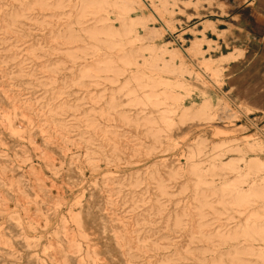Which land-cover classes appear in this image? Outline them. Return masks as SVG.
Returning a JSON list of instances; mask_svg holds the SVG:
<instances>
[{"label": "rangeland", "instance_id": "374dc122", "mask_svg": "<svg viewBox=\"0 0 264 264\" xmlns=\"http://www.w3.org/2000/svg\"><path fill=\"white\" fill-rule=\"evenodd\" d=\"M147 1L172 33L145 5L0 0V264H264V111L223 91L228 63L218 89L179 49L204 38L195 61L220 65L195 21L247 0ZM205 99L212 118L184 115Z\"/></svg>", "mask_w": 264, "mask_h": 264}, {"label": "crops", "instance_id": "0c3cea01", "mask_svg": "<svg viewBox=\"0 0 264 264\" xmlns=\"http://www.w3.org/2000/svg\"><path fill=\"white\" fill-rule=\"evenodd\" d=\"M213 7L206 9L211 18L195 21L193 28L201 32L205 22H213L214 27L205 32L206 36L220 48H229L227 54L235 56L225 67L223 91L236 104L264 111V0L231 5L228 13L218 10L219 4ZM224 32V38L219 37Z\"/></svg>", "mask_w": 264, "mask_h": 264}, {"label": "bare ground", "instance_id": "6f19581e", "mask_svg": "<svg viewBox=\"0 0 264 264\" xmlns=\"http://www.w3.org/2000/svg\"><path fill=\"white\" fill-rule=\"evenodd\" d=\"M106 1H109L113 5H116V6L120 7V9H122L124 11H128V12L132 9L131 8L132 4L145 5L151 11V16L155 17V19H157L158 21L161 22V27L160 28H156V29H158V30L162 29L165 32L172 33L171 30H170V27L168 26V24H166V22H164V20L162 18V15L160 14V11H159L160 9L155 4H152V3L150 4L147 0H106ZM92 3L95 4L94 1H92ZM14 19H16V17H14ZM146 24H147L146 20H144L140 16H136V17H132V20L129 21V22L128 21L121 22V24H120V26L118 28H113V26H110L108 23H103L102 25H104V26H102L103 28L101 30H102V33L104 35H106L107 37H109V36H111V37H113V36L126 37V36L129 35V33L133 32V30H134V28H136V26L137 27H144V26H146ZM96 33H97V31L92 33V38H96V36H95ZM66 38H68L69 42H66L68 44L69 43H74L78 39L76 36H75V38H73V36L66 37ZM203 39L202 38H198L196 40H192L191 45L189 47H187V48H183L182 46L179 45L180 46L179 49H180V51H181V53H182V55L184 57L189 58L191 65H193V67H195L197 73L200 76L205 78L214 87L220 89V85H219V82L217 80V77H216L217 74L216 73L221 71V67H223L224 64L229 63L231 60L235 59V56L233 54H231V53L222 55L221 64L217 65V66L212 62L214 60H211V59H208V58H205L203 61L196 62L195 58L198 55V53H200ZM105 43H107V42H105ZM167 53H168L167 51L158 52V50H153L150 53V59L152 61L162 60L163 62H166L167 58L174 59V58L177 57V55L179 57H181V55L179 53L178 54L177 53L176 54H169V56L167 55ZM131 56L132 57H129V58H131L130 61H136V58L133 56L132 52H131ZM225 96H226V94H225ZM8 97H9V100L11 102L10 104L16 105V101L14 99L11 100L10 96H8ZM211 105L212 104H211L210 99H205L198 109H196L195 111H192L191 113H189L190 110H188V112L185 111L184 115L185 116L188 115V116H192V117H196V118H207V119H210L212 117L208 113V109L211 107ZM237 111L239 113L238 115L245 116L247 119L252 121L249 118L250 112L244 110V107H242V105L237 106ZM120 115L127 119L125 114L122 113ZM21 121L27 123V121H25L24 119H21ZM256 128L261 133H263L262 129L260 127L256 126ZM203 146H204V142L196 143L194 145V151L202 150ZM261 163H263V162L259 158L253 157L249 161V163L247 164V170L249 172H251V171H253L255 169H259V165ZM239 226L243 227L241 225H239ZM253 227H257V226L256 225L252 226V223H248L247 226H246L245 233L248 234L252 230Z\"/></svg>", "mask_w": 264, "mask_h": 264}]
</instances>
